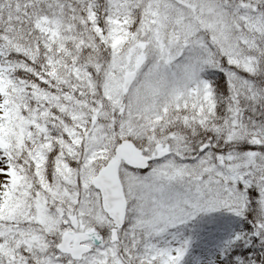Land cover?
Instances as JSON below:
<instances>
[{"label":"snow or ice","instance_id":"6c2138e0","mask_svg":"<svg viewBox=\"0 0 264 264\" xmlns=\"http://www.w3.org/2000/svg\"><path fill=\"white\" fill-rule=\"evenodd\" d=\"M0 264H264V0H0Z\"/></svg>","mask_w":264,"mask_h":264}]
</instances>
